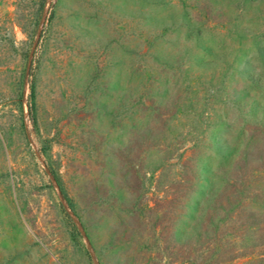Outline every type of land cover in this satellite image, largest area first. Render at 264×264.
Returning <instances> with one entry per match:
<instances>
[{
	"label": "rangeland",
	"instance_id": "rangeland-1",
	"mask_svg": "<svg viewBox=\"0 0 264 264\" xmlns=\"http://www.w3.org/2000/svg\"><path fill=\"white\" fill-rule=\"evenodd\" d=\"M0 264H264V0H0Z\"/></svg>",
	"mask_w": 264,
	"mask_h": 264
},
{
	"label": "trees",
	"instance_id": "trees-1",
	"mask_svg": "<svg viewBox=\"0 0 264 264\" xmlns=\"http://www.w3.org/2000/svg\"><path fill=\"white\" fill-rule=\"evenodd\" d=\"M58 181L60 183V186H62V190L64 191V188H63V185H62V182H61V179L58 177Z\"/></svg>",
	"mask_w": 264,
	"mask_h": 264
}]
</instances>
